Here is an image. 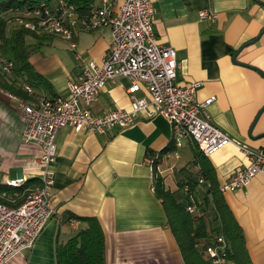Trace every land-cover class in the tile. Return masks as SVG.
<instances>
[{
	"label": "crops",
	"instance_id": "crops-1",
	"mask_svg": "<svg viewBox=\"0 0 264 264\" xmlns=\"http://www.w3.org/2000/svg\"><path fill=\"white\" fill-rule=\"evenodd\" d=\"M89 2L88 9L76 5L80 14L101 4V0ZM152 8L159 41L176 50V80L202 82L196 100L215 96L209 107L211 119L233 139L206 158L218 185L223 184L249 161L238 145L264 152V0H152ZM203 10L209 15L200 18ZM39 38L28 37L32 48L28 60L41 81L30 85L19 76L20 81L36 94L67 97L68 82L84 62L101 61L112 34L108 27L77 29L75 51L58 37ZM246 43L234 61L233 54ZM129 85L123 77L108 82L88 108L96 115L129 108ZM17 98L0 87V186L5 187L7 180L18 177L39 181L41 170L34 162L39 147L21 140ZM171 145L169 121L142 112L132 126L107 133L61 127L51 164L50 204L55 212L33 245L7 264H57L56 244L86 225L78 216L99 221L105 236V264H185L155 197L147 161L149 153L160 158L157 173L170 191H177L181 181L195 180L199 168L195 143L187 140L180 148L162 152ZM223 196L243 230L253 264H264V175H255L246 186Z\"/></svg>",
	"mask_w": 264,
	"mask_h": 264
},
{
	"label": "built area",
	"instance_id": "built-area-1",
	"mask_svg": "<svg viewBox=\"0 0 264 264\" xmlns=\"http://www.w3.org/2000/svg\"><path fill=\"white\" fill-rule=\"evenodd\" d=\"M10 12L11 24L37 35L58 37L67 42L71 51L77 47V29L90 31L108 27L112 39L100 62H84L77 76L68 82L67 97L39 95L26 82L20 83L31 96L28 101L17 98L23 122L21 140L39 147L34 162L41 170L39 184L27 188L28 193L21 204L13 206L0 201V264H7L21 250L32 246L55 212L50 204L54 183L51 164L61 127L69 125L77 132L107 133L132 126L142 112L149 118L163 116L169 121L176 148L190 140L207 157L233 142L211 119L209 107L215 96L196 100L202 82L180 83L176 80V50L161 43L156 35L152 0H121L120 3L101 0L99 6L84 14L79 13L71 0H40ZM208 15L205 10L199 13L200 18ZM76 57L80 55L76 53ZM0 66L10 73L14 62L0 57ZM122 77L130 82L127 88L129 108H115L101 115L92 113L88 106L107 83ZM139 91L142 94H138ZM238 146L249 161L237 167L229 180L218 186L222 193L246 186L257 174L264 175V152ZM147 161L152 167L153 158L149 157ZM196 180L201 190L210 187V182L201 173ZM25 181L24 177H18L7 180L6 185L17 187ZM4 195V191L0 192L1 197ZM187 210L193 212L194 208L188 206ZM217 243L208 246L206 253L213 264H225L221 256L224 241L219 237Z\"/></svg>",
	"mask_w": 264,
	"mask_h": 264
},
{
	"label": "trees",
	"instance_id": "trees-1",
	"mask_svg": "<svg viewBox=\"0 0 264 264\" xmlns=\"http://www.w3.org/2000/svg\"><path fill=\"white\" fill-rule=\"evenodd\" d=\"M40 0H0V57L12 59L14 67L10 73L2 70L0 66V87L23 100L31 97L21 88L20 77L31 85L41 76L33 69L28 58L32 50L28 37L51 39V35H37L27 29L17 27L10 23V11L31 6ZM90 0H71L79 9H88ZM175 145L172 141L170 147L162 152L173 151ZM152 163V188L155 197L160 201L167 226L171 230L182 259L185 264H213L207 255L208 246H216L217 238L224 241L221 256L225 264H253L245 242L243 230L234 217L223 193L218 189V182L214 176L212 166L195 145V156L198 160V173H201L209 182L210 187L201 190L197 180L181 181L177 191L168 190L162 176L158 175L156 166L159 157L149 153ZM37 181V182H36ZM36 178L26 180L21 186H0V201L7 205L21 204L27 193L29 185H37ZM188 206L194 211L189 212ZM79 221L86 225L79 229L75 235L64 243H57L55 247L57 264H105V236L96 217L78 216Z\"/></svg>",
	"mask_w": 264,
	"mask_h": 264
},
{
	"label": "water",
	"instance_id": "water-1",
	"mask_svg": "<svg viewBox=\"0 0 264 264\" xmlns=\"http://www.w3.org/2000/svg\"><path fill=\"white\" fill-rule=\"evenodd\" d=\"M246 45H247V43H246V44H243V46H241V48H239V49L233 54L232 59H233L234 61H236V57H237L238 53L240 52V50H241L243 47H245ZM248 66H249V65H248ZM249 67H251V66H249Z\"/></svg>",
	"mask_w": 264,
	"mask_h": 264
}]
</instances>
